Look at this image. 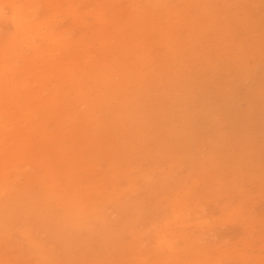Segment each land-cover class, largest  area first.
Wrapping results in <instances>:
<instances>
[{"label":"bare ground","instance_id":"bare-ground-1","mask_svg":"<svg viewBox=\"0 0 264 264\" xmlns=\"http://www.w3.org/2000/svg\"><path fill=\"white\" fill-rule=\"evenodd\" d=\"M46 1L49 9H40V0H0V25L9 24L0 34V163L10 157L29 165L11 177L10 171L0 166V202L5 200L0 222L19 220L18 238L42 261L54 262L56 250L65 242L115 226L112 215L124 221L141 194L134 182L127 186L129 195H121L114 185L106 192L99 183L94 186V198L78 193L73 183L59 184L60 174L73 175L77 169L68 158L73 142L64 137L67 130L64 132L60 115L84 126L94 123L95 134L107 130L113 148L135 153V162L141 154L138 148L156 142L161 151L189 150L200 132L208 136L199 123H216L215 116L227 110L222 107L219 112L217 108L226 103L234 88L218 87L219 98L215 99V86L201 85L213 78L217 66L216 60L205 54L212 49L225 51L246 17L231 18L233 12L244 8L239 0H112L109 12L101 0H91V11L81 12L75 0H65L64 13L74 17L76 24L67 26L57 19L58 0ZM81 13H88L92 21L83 22ZM223 14L228 20L219 18ZM69 26L76 30L84 27L85 39L73 41ZM225 38L229 45L223 43ZM203 44L208 49H202ZM255 68L243 64L233 74L246 78ZM219 145L211 142V152ZM92 154L89 149L88 158ZM52 156L65 161L55 162ZM108 165L112 166L110 161ZM138 173L146 183L144 188L157 186L170 193L180 186L171 181L172 169L156 174L140 169ZM42 175H48L49 180L40 179ZM22 179L24 185L31 182L41 191L43 207L51 210L59 203L65 205L64 212L52 216L51 227L45 226L48 210L39 214L25 205L10 207V201L22 195ZM49 182L52 185L45 187ZM66 194L72 198L64 200ZM186 201L178 194L168 197L162 216L143 231V241L149 237L148 244H156L152 251L162 248L161 254L174 256L177 262L181 252L192 253L198 260L201 252L209 250V238L215 234L213 212L199 202ZM42 233L46 240L40 239ZM4 241L12 243L7 237ZM118 246L120 243L114 250ZM149 248L141 247L139 254H149Z\"/></svg>","mask_w":264,"mask_h":264},{"label":"rangeland","instance_id":"rangeland-1","mask_svg":"<svg viewBox=\"0 0 264 264\" xmlns=\"http://www.w3.org/2000/svg\"><path fill=\"white\" fill-rule=\"evenodd\" d=\"M75 1L79 12L91 11L94 7L91 0ZM101 1L106 5L104 10L108 9L109 12L113 1ZM231 1L226 0V3ZM239 2H244V8L236 10L231 16L234 20L246 17L245 23H240L242 28L239 29V34L230 39V45L225 38L223 43L229 45L225 51L212 49L205 54L212 60L215 59L217 66L214 68L213 78L201 85L212 83L213 87L215 86V99L219 98L216 92L218 87L220 90L234 87L229 92L226 103L217 108L219 112L222 107L227 109L226 112L215 116L217 122L207 126L199 123L198 126L204 128L208 136L204 131H199L200 134L195 138L192 147L186 151H183L182 147L161 151V145L157 142L148 145V148H138L141 154L135 162L132 160L135 153L116 151L113 148L107 130L95 134L94 123L84 126L75 118L70 120L67 116L63 117L62 113L60 118L65 122L64 132L67 130L64 137L73 142L72 156L68 158L75 162L77 169L73 175L61 172L56 181L59 184L73 183L72 187L78 193H84L86 198H94L97 195L94 186L99 183V188L106 192L115 189L121 195H126V192L129 195L127 186L129 182H134L137 184V191L141 192L139 200L134 210L127 211L126 217H123L124 221L112 215L116 220L115 226L109 225L94 235L84 237L79 234L81 237L76 238L77 241L65 242L56 250L57 258L54 262L42 261L31 252L25 241L18 238V231L21 229L19 220L6 221L5 224L0 222V250H3L0 253V264H264V0ZM57 3V6L60 5V12L57 13V19H61L59 24L63 21L67 26H75L74 17L64 13L65 0H58ZM47 4L46 0H40L39 8L49 9ZM81 16L83 22L92 21L88 13H81ZM223 17L228 20L226 14L219 16ZM70 26L69 36L73 41L85 39L84 27L82 30H76ZM8 28L7 22L0 25V34ZM93 46L98 45L94 43ZM202 49H208L207 45L203 44ZM90 50L93 51L92 47ZM243 64L256 66L253 74L246 78L235 76L234 70ZM186 69L188 70L187 66ZM193 82L194 80H191V83ZM203 90L202 87L201 91ZM118 97L120 95H117ZM215 132L220 135L214 137L212 134ZM211 142L221 143L222 146L219 145L211 152ZM89 149L93 152L92 155H95L93 159H90L92 155L88 158ZM131 154L134 156L130 157ZM9 158L5 157L0 163L1 167L10 171L9 177L23 168L29 169V165L23 164L25 162H16L15 158ZM52 158L59 163L65 161L58 160L55 156ZM125 158L126 161H123ZM109 161L112 166L108 165ZM140 169L155 174L161 169H172L171 181L178 182L180 186L174 187L170 193L157 186L149 185L144 188L142 185L146 183L139 177ZM32 170L31 167L30 171ZM47 176L42 175L40 179L49 180ZM29 177H33L32 174H29ZM23 181L25 180L22 179L21 182ZM50 185L51 182L45 187ZM20 187L21 191L18 193L22 195L18 200L10 201V207L19 208L25 205L39 214L48 210L50 216L46 219L45 226L51 227L52 216L55 212H64L65 205L59 203L54 209H46L41 202V191L36 185L31 182L24 185L23 182ZM174 194L182 196L183 200L187 199L188 203L199 202L214 214L215 234L209 238L210 242H205L210 243L209 250L201 252L198 260L192 253L181 252L177 254L180 260L177 262L174 256L161 254L162 248L152 251L151 246L156 244H148L149 237H145L143 241V231L150 228L147 224L162 216L168 197ZM62 198L68 200L72 197L66 194ZM4 202L5 200L0 202V207ZM218 221L224 223L217 224ZM33 224L31 222L30 225ZM187 227L190 231V227ZM122 230L125 232L119 236ZM39 235L40 239L46 240L44 233ZM6 237L12 241L11 244L4 241ZM13 240L16 243H13ZM118 243L120 246L114 250ZM141 247H150V253L139 254ZM66 250L70 251L69 255L63 253Z\"/></svg>","mask_w":264,"mask_h":264}]
</instances>
